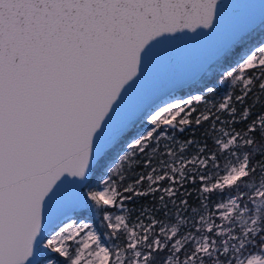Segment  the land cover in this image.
Wrapping results in <instances>:
<instances>
[{"label": "snow or ice", "instance_id": "obj_1", "mask_svg": "<svg viewBox=\"0 0 264 264\" xmlns=\"http://www.w3.org/2000/svg\"><path fill=\"white\" fill-rule=\"evenodd\" d=\"M236 7L0 0V264H264V3Z\"/></svg>", "mask_w": 264, "mask_h": 264}, {"label": "water", "instance_id": "obj_2", "mask_svg": "<svg viewBox=\"0 0 264 264\" xmlns=\"http://www.w3.org/2000/svg\"><path fill=\"white\" fill-rule=\"evenodd\" d=\"M243 0H221V10L225 23H231L237 14V5ZM256 5V13L259 14L261 3L264 0H253ZM216 37H200L197 40L178 42L173 49L174 62L165 68L155 69L157 77L163 81L177 73H188L203 70L211 63V55L216 46ZM74 218V214H70Z\"/></svg>", "mask_w": 264, "mask_h": 264}, {"label": "rangeland", "instance_id": "obj_3", "mask_svg": "<svg viewBox=\"0 0 264 264\" xmlns=\"http://www.w3.org/2000/svg\"><path fill=\"white\" fill-rule=\"evenodd\" d=\"M251 102V99H249V103ZM259 109V107H257ZM261 111V109H259ZM237 127H243V125H238ZM201 134V133H200ZM200 134L197 135L196 137L199 138L200 137ZM189 138V136H186L185 138L183 139H187ZM72 219H77V217L75 216L74 218ZM85 219L87 220V222L91 223L92 221L90 219H88L87 215L85 214Z\"/></svg>", "mask_w": 264, "mask_h": 264}, {"label": "trees", "instance_id": "obj_4", "mask_svg": "<svg viewBox=\"0 0 264 264\" xmlns=\"http://www.w3.org/2000/svg\"><path fill=\"white\" fill-rule=\"evenodd\" d=\"M260 109V108H259ZM258 108H256L255 109V112H260V110H259ZM201 133V129H196V133H195V135L197 136V135H199ZM190 134L189 133H185L184 135H183V137L182 138H185L186 136H189ZM192 201L190 200V203H191Z\"/></svg>", "mask_w": 264, "mask_h": 264}]
</instances>
